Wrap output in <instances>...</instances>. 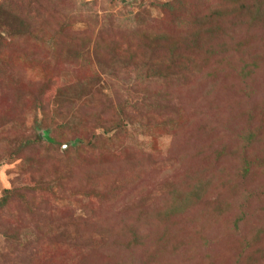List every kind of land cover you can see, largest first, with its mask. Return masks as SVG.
<instances>
[{
    "label": "rangeland",
    "instance_id": "rangeland-1",
    "mask_svg": "<svg viewBox=\"0 0 264 264\" xmlns=\"http://www.w3.org/2000/svg\"><path fill=\"white\" fill-rule=\"evenodd\" d=\"M8 189L0 264H264V0H0Z\"/></svg>",
    "mask_w": 264,
    "mask_h": 264
},
{
    "label": "trees",
    "instance_id": "trees-1",
    "mask_svg": "<svg viewBox=\"0 0 264 264\" xmlns=\"http://www.w3.org/2000/svg\"><path fill=\"white\" fill-rule=\"evenodd\" d=\"M172 3L173 2L164 3V4H162V8L172 9V7L174 6V5H172ZM201 35H202V33L200 31H197V33H195V36H197L198 38ZM157 41H159V40H157ZM197 43L199 44L200 42L197 41ZM219 46H215V47L208 46V50H207L208 54L210 55V54L217 53L218 51H220L221 49ZM162 53L168 54V57H166V56L161 57L160 55L158 56L157 63L159 65L157 64L158 68L153 69V74L151 75L153 77H165L161 71V68H160L162 66H167L170 70H172L175 67L173 62L171 61L172 55L170 54V52L165 48V50H163ZM172 59H173V57H172ZM224 62L226 63V68H231V67L237 68L238 65H248V64H244L242 61H236L235 62L236 65H235V64L231 63L230 60H228V61L221 60L219 63L221 65H225ZM249 138H251V137H249ZM38 140H40L39 137H38ZM242 162H243L242 167L244 168V170H248V169H249V171H250V169L253 170V168L256 167V165H257L256 161H254V162L249 161V159H247V158H244ZM251 166H252V168H251ZM252 170L250 172H252ZM210 184L211 185L213 184V178L209 179L208 177L203 176L202 180L197 183V188H202V189L205 187L208 188L210 186ZM10 192H11V190H9V189L6 190L5 195L0 200L1 205H3L7 201L9 195L11 194ZM179 199H180L179 197L173 195V196H171V198L168 201H166V203L171 204V211H172L171 213L165 212L166 215H168V216L175 215L178 213L179 210H181V208H183V205L180 203ZM239 213L240 214L236 217V220L234 221L236 223V225H238V223L240 221H242L246 218V213L244 211V207H241V211ZM263 232H264V230L261 229L260 234H262ZM252 243H253L252 240H248L246 244L249 246ZM258 245L262 248V250H264V243L260 242ZM258 253H260V252H258ZM240 258H243V255L240 256ZM255 260L256 259H253V261H255Z\"/></svg>",
    "mask_w": 264,
    "mask_h": 264
},
{
    "label": "water",
    "instance_id": "water-1",
    "mask_svg": "<svg viewBox=\"0 0 264 264\" xmlns=\"http://www.w3.org/2000/svg\"><path fill=\"white\" fill-rule=\"evenodd\" d=\"M67 146V145H66Z\"/></svg>",
    "mask_w": 264,
    "mask_h": 264
}]
</instances>
